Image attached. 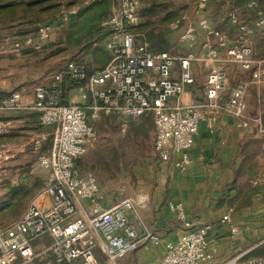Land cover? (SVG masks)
Listing matches in <instances>:
<instances>
[{"label": "built area", "instance_id": "obj_1", "mask_svg": "<svg viewBox=\"0 0 264 264\" xmlns=\"http://www.w3.org/2000/svg\"><path fill=\"white\" fill-rule=\"evenodd\" d=\"M117 7L99 24L105 34L103 42L108 53L107 64L88 74L83 62L69 60L54 74L51 84L37 85L32 99L24 103L19 92L1 95L0 113L30 111L38 115L42 127L53 128L51 148L39 153L40 141L32 143V152L40 168L49 171L45 186L32 198L25 213L7 225H0V264H118L146 244H158L160 238L143 227L141 234L130 225L127 213L136 214L137 203L129 196L104 206L97 179L92 171H82L76 161L83 157L98 135L87 121L104 116L115 118L119 133L125 135L130 121L149 115L154 127L153 149L159 161L166 162L172 154L180 158L175 166L183 171L190 164L188 151L194 146L201 124L212 128L222 113L233 116L237 126H255L264 133V123L246 113L248 86L264 85V61L253 58L250 44L258 32L264 31V12L252 1L256 18L251 21L230 11L225 15L234 30L227 32L211 25L206 11L209 0H195L197 28L206 35L200 56L189 52L177 56L168 52L153 53L144 35L135 31L141 23L139 0H117ZM76 10L63 14L66 21ZM184 22L181 41L192 43L195 26L186 15L173 22L169 29ZM54 27L43 23L36 28V39L25 45L41 49ZM213 41V44L210 43ZM220 49L225 56H221ZM209 61L203 84L204 98L198 103H184L186 87L194 83L191 64ZM248 74L249 80H237L229 88L228 68ZM82 82L80 104L63 103V79ZM229 89L222 101L221 94ZM11 121L0 119V136L12 132ZM16 150L9 142H0V169L13 160ZM168 211L184 224L185 231L176 241L167 242L158 264H264V259L244 258L243 254L217 262L209 250L212 224L199 222L191 226L181 204L169 202ZM228 216L221 223L228 222ZM232 232H236L232 228ZM48 240L38 250L41 242Z\"/></svg>", "mask_w": 264, "mask_h": 264}, {"label": "crops", "instance_id": "obj_2", "mask_svg": "<svg viewBox=\"0 0 264 264\" xmlns=\"http://www.w3.org/2000/svg\"><path fill=\"white\" fill-rule=\"evenodd\" d=\"M207 17L212 23L211 16ZM213 26L218 27L219 24ZM231 31L235 35L234 30ZM194 44L196 43L189 44V47L193 48ZM250 44L252 48L264 44V31L251 38ZM178 54L176 52L174 55H186ZM253 58L264 61V55ZM213 65L209 61H196L191 64L194 83L186 87L182 95L184 103H198L203 100V84L208 69ZM44 79L42 81L46 82L43 85L51 84V79ZM239 79L248 81L249 76L236 73L233 67L229 69V88ZM5 92L10 93L1 91L3 94ZM32 95L21 94L23 102L29 103ZM228 95L229 89L221 94L222 101H225ZM67 101L70 103L68 96ZM245 101L246 113L259 116L264 121V85L248 86ZM0 119L11 121L13 124L10 134L0 136V142L11 143L16 150L12 162H15L16 158L34 155L33 141L39 140L41 146L51 135L47 132L48 129L40 126L38 115L34 112H2ZM237 123L233 116L222 113L212 128L201 124L194 146L188 151L190 164L183 171L175 166V162L180 158L179 154H172L166 162L159 161L156 156L155 161L150 159L151 163L145 165L143 171L145 180L141 181L137 177L129 186L131 190L128 195L134 198L137 206L136 214L127 215L136 232L142 233L144 227L156 234L160 242L141 246L121 259L118 264H158L163 256L165 244L176 241L186 229L184 224L168 211L169 202L182 205L186 220L191 226L199 222L212 224L208 238L209 250L214 253L217 262L239 254H243L244 258L264 259V133H258L255 126L248 129L239 128ZM150 134L153 138L152 120ZM139 172L140 170L137 173ZM134 175L136 176V172ZM124 176L120 164L112 175V181L117 178L119 181V185H114L116 192L113 194H108L98 184L104 206L115 203L117 196H126V186L122 185L124 180L121 179ZM224 216H228L229 221L221 223ZM232 228H235L236 232H232Z\"/></svg>", "mask_w": 264, "mask_h": 264}, {"label": "rangeland", "instance_id": "obj_3", "mask_svg": "<svg viewBox=\"0 0 264 264\" xmlns=\"http://www.w3.org/2000/svg\"><path fill=\"white\" fill-rule=\"evenodd\" d=\"M89 1L85 0L73 6H69L64 2L56 3L58 6L52 11L40 13L38 15L40 19L38 25L50 23L54 27H52L49 40L38 50L24 43L28 38H32V40L36 39L37 27H29L27 24L19 26L16 22H10L15 21L16 18L6 20L4 16L0 15V91H8L10 93L17 91L25 95L33 94L35 86L43 85L46 82L42 81L45 80L44 78L52 80L54 74L61 70L69 60L76 59L77 56V59L86 61L88 58L86 49L92 47L94 43L96 45H99V43L95 41V37L86 34L85 37H82L85 39L77 45L76 39L80 35L77 32V26L73 28L75 32L70 31V26L68 25L67 27L62 17L66 11L71 9L77 11L81 6L89 3ZM139 1L140 13L142 8L151 4H155L157 10L161 11V14L172 12L175 17L169 23L168 28L173 22L180 20L182 15H186L196 28L194 41L192 42L196 44L191 48L189 47L190 43L180 40L185 25L184 22H180L178 28L174 30L168 29V38L173 43L172 51L179 53L178 55L187 54L189 51H194V53L197 51V56L201 55L203 52L201 44L206 40V35L196 26L198 17L195 15V0H145V3L142 0ZM114 3L110 13L116 9L118 1L114 0ZM231 10L238 14L240 18L249 21L250 18L248 16L243 15V13L241 14L232 7L230 0H209L206 11L201 15H204V13L206 16L210 15L212 19L211 25L213 23L219 24V26L222 25V28L216 27L223 32L228 31L227 34L233 39L235 35L224 17ZM210 43L215 45L212 40H210ZM220 54L223 57L225 56L223 49H220ZM226 67L229 71L232 65L228 64ZM69 93L67 96L71 104L82 103L81 92L79 90L76 89ZM4 94L8 95L9 93L5 92ZM87 121L98 132V140L88 148L86 154L80 159L82 168L92 169V165H95L98 155L105 154L104 156L109 158L113 155V151L117 150L121 155L120 164L125 173L124 178H121L124 180L122 185L125 184L126 186L124 194L129 196L128 191L131 190L129 188L130 184L135 182L137 177V179L144 181L143 171L145 170V165L151 163L150 159L156 160L154 149L152 148L154 137L152 138L150 132L145 131V128H149L151 119L145 120L144 125L141 123L144 131L137 132L136 128L133 130L129 129L130 131L128 130L124 136L119 133V124L114 118H111L110 123L105 121L102 123L103 125L98 124V120L92 121L88 118ZM136 122L139 121L136 120ZM46 129L51 134L50 136L53 137L52 133L54 129ZM16 159L15 162L10 161L3 164L0 169V225L10 224L22 216L32 198L45 186L49 179V171L39 167L34 155L31 154L25 158ZM96 166L97 168L93 172L99 185L108 194L116 192L114 185H119L118 178L112 181V178H108L107 173L101 172L98 164ZM110 167H113L112 162ZM138 170H140L139 174L137 173ZM135 172L136 176L134 175ZM15 184H22L26 188H29L30 191L26 195H18L9 199L5 195L6 189ZM117 197L118 199L120 198V196ZM48 243V240H43L37 249L44 248Z\"/></svg>", "mask_w": 264, "mask_h": 264}, {"label": "trees", "instance_id": "obj_4", "mask_svg": "<svg viewBox=\"0 0 264 264\" xmlns=\"http://www.w3.org/2000/svg\"><path fill=\"white\" fill-rule=\"evenodd\" d=\"M84 1L85 0H0V15L4 16L6 20L16 18L15 21L10 22H16L19 26L27 24L29 27H37L40 22L38 15L40 13L52 11L55 7L58 6L56 3L64 2L67 3V5L69 6H73L80 4ZM142 1L145 3V0ZM252 1L257 4L258 9L264 12V0H230V2L232 3V7L235 10L239 11L241 14L243 13V15L248 16L250 18L249 21L256 18L257 10L254 7H249V3ZM114 4V0H90L89 3L81 6L74 15L70 16L69 19L65 21V24L67 25V27L68 25L70 26V31L72 32H75L73 28L77 26V32L80 34L79 37L76 39L77 45L78 43L80 44L83 39H85L82 37H85L86 34L91 37H95V41L99 43V45H96L94 43L92 47L86 49L88 55L86 61L77 59V56L76 59H72L75 61L83 62L86 65L88 74L92 73L95 69L104 67L109 60L108 53L103 45L105 34H103L99 29V24L104 18L108 17L112 13H110V11ZM140 16L141 23L135 28V31H138L144 35V38L148 44V49L153 53L168 52L170 54H175L176 52L172 51V43L168 38V25L174 19V14L172 12H165L164 14H161V11L157 10L156 5L151 4L150 6L142 8ZM252 50L253 56L255 58H260L261 55H264V44H260L259 46H253ZM82 85V82H75L65 77L62 82L63 103L67 104V95L69 91L78 89ZM1 95L3 96L4 94L1 93ZM249 116L260 118L259 116L254 115ZM100 118L97 119L99 121L98 124L103 125L102 123H104L105 121H107V123H110L111 118L113 117L104 116ZM149 118V115H145L137 119L139 122H136V120H133L135 122L130 121L127 131L129 129L133 130L134 128H136L137 132L144 131L142 124L145 122V120L151 119ZM260 120L262 123H264L261 118ZM90 125L92 124L90 123ZM145 131L150 132V124L148 129L145 128ZM96 133L98 135L97 131ZM51 143L52 137L49 135L46 141L40 146L39 153L49 152L51 148ZM116 151L117 150H114L113 155L109 158L104 156L105 154L98 155L95 165H92V169L82 168L80 162V159L82 157L76 161V165L82 171L90 170L93 172V170H96V165L98 164V167L101 168V172L107 173L108 177L112 178V175L115 173V170L119 168L121 163V155L118 153V151ZM111 162L113 163L112 168L110 167ZM19 185L9 186L6 189V197L12 199L18 195H26L27 192L30 191V189L26 188V186H23L22 184Z\"/></svg>", "mask_w": 264, "mask_h": 264}]
</instances>
